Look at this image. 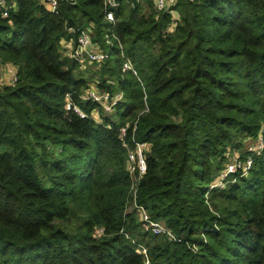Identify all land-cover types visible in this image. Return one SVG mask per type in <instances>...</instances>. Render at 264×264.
<instances>
[{
    "label": "trees",
    "instance_id": "16d2710c",
    "mask_svg": "<svg viewBox=\"0 0 264 264\" xmlns=\"http://www.w3.org/2000/svg\"><path fill=\"white\" fill-rule=\"evenodd\" d=\"M11 1L0 61L18 82L0 87V264H264V152L209 189L227 148L243 155L264 130V0H177L167 34L171 16L152 0H118L113 22L103 0L52 12ZM87 27L108 55L98 86L124 97L99 124L64 104L71 94L94 107L78 99L91 78L61 54ZM125 126L130 145L150 144L137 202L178 242L127 211Z\"/></svg>",
    "mask_w": 264,
    "mask_h": 264
},
{
    "label": "built area",
    "instance_id": "2783aa9c",
    "mask_svg": "<svg viewBox=\"0 0 264 264\" xmlns=\"http://www.w3.org/2000/svg\"><path fill=\"white\" fill-rule=\"evenodd\" d=\"M64 1L69 5H75L76 0H39L48 11H54L59 2ZM152 10L156 15L167 13L171 16V21L164 33H171L178 21L177 13L173 7L177 0H152ZM118 0H103L102 13L105 21H114V11L119 7ZM11 0H0V19H7L9 11L14 7ZM91 26H93L91 24ZM78 31V30H77ZM74 30L70 29L69 33ZM76 39L69 38L61 42V54L67 60L78 65L79 70H86L87 66L99 68L107 60L108 55L102 47L92 41L91 27L81 29ZM106 43H109L107 40ZM122 72L134 71L128 60H124L121 67ZM18 82L17 67L10 63L0 62V87H14ZM97 82V81H96ZM98 83V82H97ZM81 102H89L94 105L89 113H86L82 107L77 104L71 94H66L64 98L65 109L71 111L81 119H92L95 123H102V116L108 117L115 114L116 108L123 102V93L120 91L109 92L101 89L99 86L93 87L90 84L78 95ZM127 126L118 129L119 137L122 140V147L127 152V173L129 176V199L128 208L134 212L137 222L142 232L156 236L164 237L169 241H177L174 235L160 222L153 220L147 210L138 204L137 191L138 186L146 173V156L150 152V144L146 142H134L130 145L126 140ZM135 130V126L133 131ZM245 145V154L227 148L224 157L223 169L217 179L212 182L209 189L223 188L224 181L230 175L245 177L251 170L257 157L264 152V130L260 129L255 138H247ZM128 210V209H127ZM103 233L102 229L96 231L97 235ZM146 250L142 249L145 254ZM148 264V263H146Z\"/></svg>",
    "mask_w": 264,
    "mask_h": 264
},
{
    "label": "rangeland",
    "instance_id": "374dc122",
    "mask_svg": "<svg viewBox=\"0 0 264 264\" xmlns=\"http://www.w3.org/2000/svg\"><path fill=\"white\" fill-rule=\"evenodd\" d=\"M1 62V61H0ZM2 63V62H1ZM5 64V63H4ZM94 68L93 69H91L90 68V66H87L86 67V70H87V68H88V70L86 71V70H84V71H82L83 72V74H84V76H86L87 78H91V81L89 80V83H90V86H93V87H96V86H98V83L96 82V81H98V74L96 73L98 70H99V68H95V66H93ZM92 70V71H91ZM109 118H113L114 117V115H112V116H108ZM247 144V141H245V143H244V152H245V145ZM239 152V151H238ZM128 212H131V210L128 208V210H127Z\"/></svg>",
    "mask_w": 264,
    "mask_h": 264
}]
</instances>
